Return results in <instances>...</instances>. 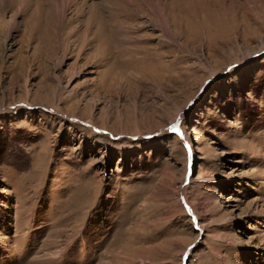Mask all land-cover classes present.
<instances>
[{
	"label": "rangeland",
	"instance_id": "obj_1",
	"mask_svg": "<svg viewBox=\"0 0 264 264\" xmlns=\"http://www.w3.org/2000/svg\"><path fill=\"white\" fill-rule=\"evenodd\" d=\"M0 264H264V0H0Z\"/></svg>",
	"mask_w": 264,
	"mask_h": 264
},
{
	"label": "bare ground",
	"instance_id": "obj_2",
	"mask_svg": "<svg viewBox=\"0 0 264 264\" xmlns=\"http://www.w3.org/2000/svg\"><path fill=\"white\" fill-rule=\"evenodd\" d=\"M120 10H122V9H120ZM140 10V9H139ZM107 11V10H106ZM112 12H113V10L111 9V11H110V13L108 14V15H110V16H115L116 14V12L112 15ZM107 14V13H106ZM122 15V14H121ZM127 16V15H126ZM124 17V16H123ZM128 17V16H127ZM118 18H120V17H118ZM127 19V18H126ZM128 20V19H127ZM127 20H125V21H127ZM118 21V20H117ZM122 21V20H121ZM112 24H114V23H112ZM129 24V23H128ZM114 26V25H113ZM89 27V26H88ZM107 27V26H106ZM31 29V28H30ZM90 29V28H89ZM131 29V28H130ZM111 32V31H110ZM113 32V31H112ZM115 32V31H114ZM118 34V33H117ZM128 34V33H127ZM122 35V34H121ZM126 36V35H125ZM105 38V37H104ZM126 42V41H125ZM119 43V42H118ZM121 43H123V42H121ZM108 44V43H107ZM120 44V43H119ZM91 45V44H90ZM111 45V44H110ZM113 46V45H112ZM109 48V47H108ZM124 53V52H123Z\"/></svg>",
	"mask_w": 264,
	"mask_h": 264
},
{
	"label": "snow or ice",
	"instance_id": "obj_3",
	"mask_svg": "<svg viewBox=\"0 0 264 264\" xmlns=\"http://www.w3.org/2000/svg\"><path fill=\"white\" fill-rule=\"evenodd\" d=\"M173 131H176V129H173Z\"/></svg>",
	"mask_w": 264,
	"mask_h": 264
}]
</instances>
